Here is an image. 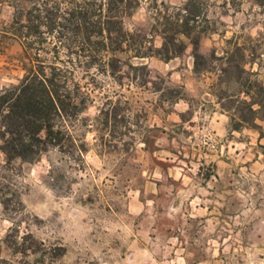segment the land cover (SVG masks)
I'll list each match as a JSON object with an SVG mask.
<instances>
[{
	"label": "rangeland",
	"instance_id": "rangeland-1",
	"mask_svg": "<svg viewBox=\"0 0 264 264\" xmlns=\"http://www.w3.org/2000/svg\"><path fill=\"white\" fill-rule=\"evenodd\" d=\"M130 1L122 25L134 36L116 54L122 71L112 74L82 65L86 35L107 36L95 24L104 0H0V90L16 86L26 57L38 56L65 69L85 108L67 119L72 139L64 151L51 149L32 164L7 162L0 152V264H264V122L231 131L226 113L219 116L225 96L245 79L264 86V0H196L195 32L210 66L202 73L194 72L184 37L181 54L156 55L161 32L173 29L162 17L173 22L188 0ZM30 11L39 16L34 24L59 27L43 25L31 41L16 37ZM79 12L94 24L87 34ZM67 18L75 31L62 28ZM200 164L213 166L214 182L191 188L189 206L166 185V169L185 166L192 174L187 169ZM179 173L171 169L170 178ZM155 181L162 185L156 197ZM199 198L208 220L187 218L197 214L191 208Z\"/></svg>",
	"mask_w": 264,
	"mask_h": 264
},
{
	"label": "trees",
	"instance_id": "trees-1",
	"mask_svg": "<svg viewBox=\"0 0 264 264\" xmlns=\"http://www.w3.org/2000/svg\"><path fill=\"white\" fill-rule=\"evenodd\" d=\"M131 2L104 0L100 5L99 19L95 22L97 34L106 33L107 36L101 40L91 41L86 35L88 55L85 64H82L85 68L97 69L104 65L106 71L112 74L122 71V64L116 54L124 51L125 47L130 49L134 36L126 32L122 25V18L130 12L128 9ZM195 2L196 0H188L184 7L179 9V14L173 22H168L167 18L162 17V20H165L162 25H172L173 29L171 32L168 30L161 32L163 44L156 51V55L168 61L181 54L186 49V44L178 37H184L192 46L193 70L202 73L207 72L210 66L206 64L207 59L199 49L202 34L199 31L195 32V23L200 15ZM31 13L32 11L29 12L28 24L21 27L26 29L25 34L20 28L15 29L16 37L31 41L40 36L41 26L45 25L48 32H52L60 25L55 24V20H50L47 24H34L39 16L31 17ZM86 14L79 12L77 16L81 18L79 25H82L85 34L90 25H94L86 20ZM47 15L50 17L49 13ZM70 15L72 18L75 17V13ZM64 20L68 24L67 26L61 24L62 28L67 27L68 30L75 31L72 20L70 18ZM79 25L76 29H79ZM113 32L114 37L111 36ZM104 55L107 57L105 61ZM134 57L144 58L146 54L135 50ZM55 60L58 58L55 57ZM78 63L81 64V61ZM229 64L228 61L221 71L227 72ZM131 67L133 70L146 68L143 65ZM24 68L25 75L16 86L0 90V152L7 162L19 159L23 163L32 164L51 149L64 151V147L72 139L67 130V119H78L85 108L83 98L72 96L64 68L56 64L46 65L38 56L26 57ZM238 95H243L244 98L240 99ZM225 99L226 104H222L221 108L229 118L231 131H239L244 127L259 129L256 122H264L262 84L245 79L240 83L237 92L226 95ZM104 116V124L107 126L111 116L108 112H105Z\"/></svg>",
	"mask_w": 264,
	"mask_h": 264
},
{
	"label": "crops",
	"instance_id": "crops-1",
	"mask_svg": "<svg viewBox=\"0 0 264 264\" xmlns=\"http://www.w3.org/2000/svg\"><path fill=\"white\" fill-rule=\"evenodd\" d=\"M219 116L222 117L223 119H226V115H225V113H223V111H221L219 113ZM184 167L185 166H181L179 168H175V167L167 168L166 170H167L169 178H167L165 180V183H166V185L168 184L169 186H173V185L176 186L177 189H176L175 193H177V194L181 193L182 202H184L186 205L191 206V204L193 202L190 199L191 198V194H189L190 189L191 188H206V190H208L209 184L214 182L213 174H212L213 166H206V168H204V166H202L200 164V165H197L192 170H190L188 168L187 171H193L192 174H186ZM171 169L181 171V173H179V175H178V178H170ZM150 185L152 188L151 193L154 194L156 197L157 193H158L157 187L162 186V185L158 181L152 182V183H150ZM170 194H171V192H170ZM153 198H151V201H149V203L151 205H153L155 203ZM199 199H200V202L197 203L193 209L191 208V210H195L197 212V214L194 215V214L188 213L187 218L188 219H196L197 217H199V218H205V220H208L209 215H210L209 206H207L205 203H202L204 200L201 201V198H199ZM136 201L135 200L133 201L134 205L136 204ZM179 202H180L179 200H175L174 202H171V205H170L171 209L175 210L174 208H175V206L178 205ZM184 203H182V204H184ZM146 204H148V201H145V205ZM144 208H145L144 203H142L141 209L143 210Z\"/></svg>",
	"mask_w": 264,
	"mask_h": 264
}]
</instances>
